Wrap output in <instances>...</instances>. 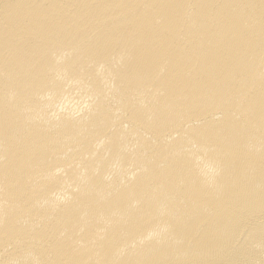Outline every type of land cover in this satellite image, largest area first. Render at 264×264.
I'll list each match as a JSON object with an SVG mask.
<instances>
[{
  "label": "bare ground",
  "instance_id": "1",
  "mask_svg": "<svg viewBox=\"0 0 264 264\" xmlns=\"http://www.w3.org/2000/svg\"><path fill=\"white\" fill-rule=\"evenodd\" d=\"M0 264H264V0H0Z\"/></svg>",
  "mask_w": 264,
  "mask_h": 264
}]
</instances>
